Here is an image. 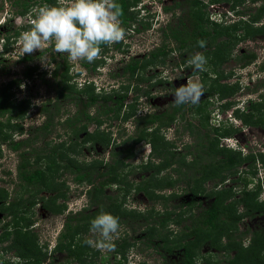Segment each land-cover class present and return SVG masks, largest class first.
<instances>
[{
  "label": "trees",
  "instance_id": "16d2710c",
  "mask_svg": "<svg viewBox=\"0 0 264 264\" xmlns=\"http://www.w3.org/2000/svg\"><path fill=\"white\" fill-rule=\"evenodd\" d=\"M10 1V0H9ZM19 0H12L15 4ZM44 4L51 0H42ZM138 0H117L122 9L120 22L122 28L129 29L131 21L134 19L135 2ZM228 0H210L211 4L220 3ZM250 7H239L236 4L230 5L229 10L233 11L235 19L226 18L218 21L209 20V16L205 14L202 0H179L174 1L170 5H164L163 9L171 12L169 19L161 28V43L146 57L130 58L124 65L123 71L133 77L140 69H145L153 64L158 56L162 59L169 53L178 52L182 57L181 63H185L188 59L197 53L204 55L210 65L218 66V68L227 60H234L239 67H246L257 59V53L253 50L234 52V48L239 42L246 41L250 38L261 36L264 39V0H248ZM28 5L23 3L22 9L17 10V14H24ZM253 8L250 10V8ZM175 9H180L181 13L175 15ZM225 15V13H223ZM176 19V20H174ZM173 20V21H172ZM175 21V22H174ZM18 31L12 35L16 36ZM10 36L5 34V42H2L4 51L8 49L7 44ZM3 39V38H2ZM204 40L205 47H199L197 41ZM4 41V40H3ZM119 47V44L115 45ZM105 45H101V48ZM211 56V57H210ZM30 55L24 56L25 60L31 59ZM62 67L58 64L52 71L55 79V90L57 99H68L76 106V111L63 120L65 127L69 128L72 136L78 137L81 133V143L100 142L97 134L88 131L90 123L99 126L103 123L101 116L115 118L126 121L134 115V112L123 110L124 107L130 109L135 108V103L126 106L125 98L127 91L117 92L114 89L108 93L95 91L92 83L88 82L81 87H75L70 82L69 65L65 61ZM97 64L92 65L95 69ZM258 68L264 69V62L259 63ZM31 70L32 68H28ZM60 69V72L58 71ZM215 79L212 86L207 91V99L204 104H210L209 99L216 93L220 99H224L223 107H234L232 100H227L226 90H232L239 87L235 84H223L219 80L223 76V70H213ZM28 73V70L25 72ZM18 83L17 78L10 79L6 84L0 86V149L1 145L7 142V146L13 151H19V161L16 167L17 178L23 182L29 195L21 202L15 200L6 204L2 200L0 211L4 216H15L17 211L13 210V206L22 203L29 207L40 203L43 208L54 214H60L64 211L65 202H58L59 198H65V193L60 191L55 178L47 176L50 164L59 166L61 171H68L72 174L73 180L78 183H86L89 187L85 193L88 200L84 206L73 214H68L63 224L62 230L57 236L56 243L53 246V252H66L67 256L74 257L80 264H85L83 257L84 249L78 248L73 242L83 232L90 229V222L101 211L111 213L121 217L124 213L120 209L117 195L124 188V193L131 185L126 179L125 173L134 172L135 166L130 162L134 157L135 146L142 141H146L150 147V157L142 165V170L149 171L146 178L140 180L135 185V191L144 194L148 200L156 201V199L167 201L177 196L176 192L165 194V189L173 188L178 183H184L186 191H189L191 197H203L210 199L208 205H203L201 201L191 200L189 202L179 204V210L168 209L156 210L154 205L149 207L146 212L144 222L145 235L148 239H159L161 248L166 253H180L178 261L168 262L166 264H197L196 259L200 255V250L205 243L209 246L221 245V239L225 238V244L222 248L228 250L234 249L236 253L231 257L227 264H256L264 263L262 251L264 250V227L251 231L248 238V244L242 246V239L248 231L239 232L238 223L246 215H250L251 211H257L264 214V201L256 198L258 191L264 183H257L256 186L247 190V183L244 182L242 189L239 190V196L234 203L241 204L245 208V212L237 213L233 206L225 204L226 199L231 198L233 187H221L232 176L236 179H242L239 166L247 161L250 163H260L264 167V152L243 154L241 150L231 148L220 142L222 137L231 135L234 128L228 130L216 126H208L205 119L193 123L192 121H184V128L192 137V142L183 144L184 152H178L174 140L166 139L163 131L170 128L178 118H185V111L190 110L193 117L204 109L201 102L191 105L176 106L175 104L162 112H146L133 117L135 121L134 131L128 135L122 134V139L118 140L114 146L110 145L111 135L109 132L108 142L102 141L101 144L109 147V155L111 160L103 158H94L90 161L77 162L73 158L65 160L64 156L69 147L58 148L65 142L57 143L48 149H37L33 147L32 140L27 137L21 140L11 138V132L17 131L19 134L23 132L21 120L25 117L28 106L27 99H22L20 103L10 100L7 92L13 85ZM256 87L251 91H256ZM260 97H262L260 95ZM249 103L243 108L234 107L232 113L235 118L241 120L244 125L264 126V103L263 98L260 100H248ZM109 102V104H108ZM47 108L43 105L42 110ZM94 109V111H91ZM5 117L4 119H2ZM48 119L38 127V130H46ZM10 131V133H9ZM97 131V130H96ZM124 135H126L125 138ZM77 140L70 143H76ZM117 148V149H115ZM27 152H26V150ZM71 151V150H69ZM157 158L155 162L152 158ZM251 167V164L249 165ZM136 169V168H135ZM170 170L171 173H164ZM264 181V180H263ZM262 181V182H263ZM210 182L212 185L207 186ZM118 191L115 195L105 194V188L111 185H118ZM64 185V182L61 183ZM220 186L221 188H219ZM42 191L50 192L44 196ZM253 193L252 199L248 195ZM187 205V208H182ZM27 209V208H26ZM24 210V209H23ZM126 221V219H124ZM9 222H6L7 226ZM32 220L28 219L25 225L28 226ZM179 227L177 232L170 229V225ZM2 238L0 237V243ZM116 241H114L115 243ZM77 243V242H75ZM131 245L126 239L119 242L114 250V255L124 253L125 248ZM45 247V246H44ZM4 250H13V256L20 260L21 264H43L48 256L47 251L38 244L37 234L34 232H17L14 234ZM0 264H14L9 258H0ZM144 264V262H139ZM206 264H212L207 262ZM214 264H224L216 261Z\"/></svg>",
  "mask_w": 264,
  "mask_h": 264
},
{
  "label": "rangeland",
  "instance_id": "374dc122",
  "mask_svg": "<svg viewBox=\"0 0 264 264\" xmlns=\"http://www.w3.org/2000/svg\"><path fill=\"white\" fill-rule=\"evenodd\" d=\"M174 1L179 0H138L135 2L134 19L131 21L130 28H124L126 33L125 40L120 43H115L111 46L105 45L101 48L100 58L93 63L86 61L69 62L67 55L56 54L52 50V45L49 44L42 52L37 50L30 54L28 60L24 59L25 54L22 56L21 50L18 47L20 35L23 31L30 29L31 21L34 19L35 10L44 5L42 0H19L13 3L12 0H0V86L6 84L10 79L17 78L18 83L13 85L7 92V96L15 103H20L22 99H27L28 109L25 117L21 120L23 132L19 134L17 131H12L11 138L14 140H21L27 137L32 140V146L37 149H48L54 144L65 142L64 145L58 148H66L70 146L66 152L62 163L65 160L73 158L77 162L90 161L94 158H103L104 160H111L109 155V147L101 144L102 141L108 142L109 132L111 135L110 145L114 146L118 140L122 139L120 135L123 133L128 135L134 131L135 121L133 117L141 115L146 112L159 113L167 108H170L173 100L171 93L176 87L186 83L187 80L200 83L203 87L204 94L200 101L203 105V110L196 117L190 110L185 111V118H178L176 122L163 131L166 139L174 140L177 151L184 152L183 144L191 143L192 137L184 128V121L198 122V119H205L208 126H216L220 128L229 129L234 128L231 135H227L220 139L222 144L231 148L239 149L243 154L264 152V126L244 125L241 120L235 118L232 110L234 107L243 108L249 103V99L260 100L263 98L264 103V69L258 68L259 63L264 62V39L261 36L247 39L246 41L239 42L235 46L234 52L253 50L257 53V59L252 64L246 67H239V65L232 59L225 61L219 68L206 64L203 71H194L187 63H181L182 57L178 52H172L162 59L158 56L155 62L145 69L138 70L133 77H129L127 72L123 71L124 65L128 62L129 58L142 59L147 56L153 49H155L162 40L161 28L171 19V12L163 9L164 5H170ZM204 2L203 10L209 16V20H222V19H235L233 11L229 10V6L236 4L240 8L244 5L250 7L251 4L248 0H228L216 4H211L210 0H202ZM67 2V0H66ZM28 5L24 14H17V10L22 9V5ZM49 5H56L57 0H51ZM253 8L251 7L250 10ZM175 15L181 13L180 9H175ZM225 13V15L223 14ZM176 20V19H174ZM173 21V20H172ZM175 22V21H174ZM18 31L16 36L12 35ZM10 36L8 40V49L4 51L2 42L5 40V34ZM3 38V39H2ZM119 44V47L115 45ZM197 53V52H196ZM211 57V56H210ZM41 59H47L50 66L42 63ZM65 61L69 65L70 82L75 87H81L85 83H92L97 92L108 93L114 89L117 92L127 91L125 104L135 103V108L130 109L124 107L123 110L127 112H134V115L126 121L101 116L103 123L96 126L95 123H90L88 131L102 139L100 142H86L81 143L83 134L78 137L72 136L69 128L65 127L63 120L67 116L72 115L77 106L68 99H57L55 90V79L52 71L55 67ZM96 63L97 67L92 69V65ZM32 68L29 70L28 68ZM223 70L219 82L223 84H235L239 87L233 88L231 91L226 90L227 100L234 102V107H223L224 99H220L218 93L211 96L209 99L210 104H204L207 99V91L214 82L215 75L213 70ZM26 70L28 73L26 74ZM60 72V69L58 70ZM256 91H251L253 88ZM260 95L262 97H260ZM208 100V99H207ZM109 104V102H108ZM47 109L42 110V106ZM187 108L191 105L186 104ZM91 111H94L92 109ZM48 121L46 130H38L44 122ZM3 117L2 119H4ZM97 130V131H96ZM124 135L123 138L126 137ZM76 143H70L71 141ZM117 149V148H115ZM19 151H13L7 146V142L1 145L0 149V204L2 200L6 204L15 200L21 202L25 199L29 192L23 182L17 178V164L19 161ZM26 150V149H25ZM71 150V151H69ZM151 147L146 141H142L135 146V154L130 162L135 166L134 172L125 173L126 179L129 180L130 186L127 188L125 195L124 188L117 195L120 209L124 211L120 223L118 234L113 240V250L98 251L83 243L84 239L91 235L90 229L80 234L79 237L73 242L77 244L78 248L84 249L85 264H166L171 261H178L180 253H166L160 245L159 239H148L145 235L144 222L147 215L146 210L154 205L156 210H164L165 208L179 210V204L186 203L191 200L201 201L203 205H208L210 199L203 197H191L189 191L185 190L184 183H178L175 187L165 189L168 195L170 192H176L177 196L170 198L163 202L156 199L150 201L141 192L135 191V185L140 180L148 176V172L142 170V165L150 157ZM27 152V150H26ZM157 162V158H152ZM251 164V167L249 166ZM248 163L244 161L239 170L242 179L231 177L221 187H233L231 198L226 199L225 204L233 206L237 213L245 212L244 206L234 203V200L239 196V190L242 189L244 182L247 183V190L251 191L253 186L257 183H264V167L260 163ZM164 173H171L170 170ZM172 174V173H171ZM47 176L55 178L61 192L65 193V198H59L58 202H65L66 207L60 214H54L42 207L40 203L29 207L27 204L22 203L13 206V210L17 211L15 216L4 214L0 211V258H9L14 264H21L20 260L13 256V250H4L3 247L7 246L10 238L17 232H34L38 237V244L47 251L43 264H80L74 257H68L66 252H53V246L56 243L57 236L62 230L68 214H73L86 204L88 197L85 193L89 187L86 183L78 184L73 180L74 174L68 171H61V168L50 164ZM263 181V182H262ZM64 182V185L61 183ZM210 182L207 186H211ZM118 185H111L105 188V194L115 195L118 191ZM221 188L220 186H218ZM41 194L47 196L50 192L42 191ZM253 193L248 195L252 199ZM256 198L259 201H264V185L258 191ZM184 205L182 208H187ZM27 208V209H26ZM24 209V210H23ZM250 215L244 216L238 223V231H248L242 239V246L248 244V238L251 231L264 227V214L257 211H251ZM32 220L28 226L25 225L26 220ZM126 219V221H124ZM9 222L6 226L5 223ZM179 227L174 224L170 225V229L177 232ZM126 239L131 245L125 248L124 253L114 255V250L119 242ZM114 241H116L114 243ZM226 239H221V245L209 246L207 243L203 245L200 250V255L196 259L197 264H206L211 262L214 264L216 261L227 264L229 259L234 256L236 250L222 248ZM77 242V243H75ZM45 246V247H44ZM264 257V250L262 251ZM264 260V258H263ZM242 264H247L243 263ZM264 264V263H256Z\"/></svg>",
  "mask_w": 264,
  "mask_h": 264
},
{
  "label": "clouds",
  "instance_id": "9594fccd",
  "mask_svg": "<svg viewBox=\"0 0 264 264\" xmlns=\"http://www.w3.org/2000/svg\"><path fill=\"white\" fill-rule=\"evenodd\" d=\"M121 15L117 0H57L56 5L44 4L35 10L30 29L21 33L18 47L23 56L37 50L42 52L51 44L53 52L66 54L69 62L93 63L100 58L101 45L111 46L125 40ZM197 43L205 47L204 40ZM41 61L50 66L47 59ZM206 62L200 53L187 61L194 71H203ZM203 94L202 85L190 79L171 93L176 106L196 105ZM90 225L91 235L83 243L101 252L113 250V240L120 229L118 217L101 211Z\"/></svg>",
  "mask_w": 264,
  "mask_h": 264
}]
</instances>
